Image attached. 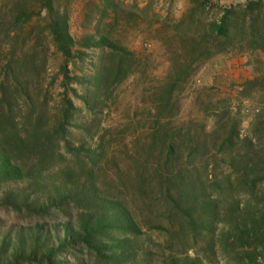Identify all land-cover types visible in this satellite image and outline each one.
<instances>
[{
    "label": "rangeland",
    "instance_id": "rangeland-1",
    "mask_svg": "<svg viewBox=\"0 0 264 264\" xmlns=\"http://www.w3.org/2000/svg\"><path fill=\"white\" fill-rule=\"evenodd\" d=\"M247 1L260 9L248 13ZM233 6L228 37L211 34L221 9ZM58 19L75 42L67 78L48 36ZM32 45L42 52L31 80L34 108L52 124L66 92L71 145L100 154L95 194L90 211L56 202L34 212L26 206L47 199L34 186L2 183L0 236L35 224L79 232L80 215L95 221L119 204L139 229L130 245L137 262L264 264V239L254 236L264 232V184L253 183L264 173V0H208L205 8L200 0H0V70L13 47ZM62 153L63 167L72 156ZM55 170L43 174L55 182ZM80 174L72 171L69 188ZM174 178L201 197L191 212L196 231L183 219L188 206ZM252 218L262 221L255 229Z\"/></svg>",
    "mask_w": 264,
    "mask_h": 264
},
{
    "label": "trees",
    "instance_id": "trees-1",
    "mask_svg": "<svg viewBox=\"0 0 264 264\" xmlns=\"http://www.w3.org/2000/svg\"><path fill=\"white\" fill-rule=\"evenodd\" d=\"M206 3L208 0H200L204 8ZM260 7L259 1H247L244 8L248 13H253ZM235 9L234 6L222 8L220 19L210 26V33L216 37L227 38L229 21ZM255 22L256 20L252 17L251 26L255 25ZM14 35V38H20L17 33ZM48 36L56 53L62 58L61 74L67 78L66 65L72 57L75 42L69 34L66 20L51 21L48 26ZM99 45V42L93 43V46ZM85 46H88L87 41ZM44 52L46 50H43ZM41 53L35 45L27 46L19 51L13 47L6 57L4 70H0L4 74L0 78V184L23 180L29 182V187L34 186L37 189L38 196L47 198L44 201L43 198H39L40 205H36L35 199L26 206L27 210L35 212L37 208L44 209V206L50 208L58 202V205L66 203L77 208L85 206L90 211L92 195L95 194L93 171L100 162V154L93 149H84L81 145L75 148L71 145V133L68 129L74 108L72 102L66 97V92L62 94V110L58 113L60 116L52 124L46 125L42 113L36 112L33 101L34 87H31V80L36 66H39L37 59L41 57ZM120 68L119 63L118 69ZM120 73V71L116 72L115 79L120 77ZM183 75L184 73L180 74L181 77ZM103 77H95L94 80L99 84ZM177 81H180V77ZM21 108H24L25 113L16 114L17 110L21 112ZM230 141L229 137L228 142ZM173 148L174 145L171 144L169 154L175 153ZM63 150L71 154L72 162L62 167L65 160ZM55 168L56 181L53 182L54 180L43 172ZM72 171H80L81 174L73 183L77 186L69 188L66 181L71 178ZM81 177L84 178L83 183L80 182ZM173 180L177 184L178 196L184 199L188 206L183 211V219L185 218L193 231H196V223L192 220L191 212L196 206L194 202L201 197H194L193 183L184 181V178ZM254 180L256 181L253 182L254 184H264V173L260 172ZM7 200L12 207L17 206V201L12 195L8 196ZM200 202H198L199 206H204L203 201ZM97 205L94 208H99ZM104 211L112 212V214H106ZM200 215L198 214L199 218H201ZM86 216H79V232L64 224L62 225L63 235H60L57 230L51 232L44 226L35 224L16 229L13 231V237L8 236L9 234L1 235L0 264H90L89 258L81 257L86 255L94 258L93 264H143L135 261V258L132 259L133 252L130 246L131 242L133 243L132 237L139 233V229L119 204L113 210L100 211L95 221H92L90 212L86 213ZM261 219L264 220V213ZM252 222V228L255 229L257 227L255 224L262 221L252 218ZM243 235H246L245 231ZM258 235L260 236L258 242H260L264 239V232L258 231L254 234V236ZM244 237L246 239V236ZM242 238L240 237V240ZM251 254L254 256L251 258L252 263L255 262L257 255ZM173 264L191 263L173 262Z\"/></svg>",
    "mask_w": 264,
    "mask_h": 264
}]
</instances>
